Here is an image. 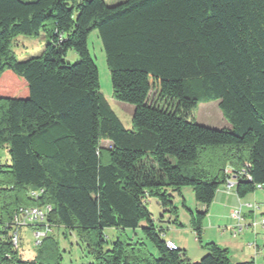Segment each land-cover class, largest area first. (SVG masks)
<instances>
[{"label":"trees","instance_id":"16d2710c","mask_svg":"<svg viewBox=\"0 0 264 264\" xmlns=\"http://www.w3.org/2000/svg\"><path fill=\"white\" fill-rule=\"evenodd\" d=\"M92 31L113 98L133 105L130 128L100 92ZM40 32L41 53L17 60L12 41ZM209 101L228 128L191 118ZM1 149L9 159L0 161V264H60L50 236L26 259L20 238L12 243L16 210L43 205L49 225L76 231L90 264H254L231 262L212 241L190 261L167 247L147 205L154 198L181 226L173 198L182 187L208 207L226 167L240 198L264 186V0H0ZM189 213L200 243L206 210ZM105 228L117 231L109 248ZM137 228L158 257L126 236Z\"/></svg>","mask_w":264,"mask_h":264},{"label":"rangeland","instance_id":"374dc122","mask_svg":"<svg viewBox=\"0 0 264 264\" xmlns=\"http://www.w3.org/2000/svg\"><path fill=\"white\" fill-rule=\"evenodd\" d=\"M119 1L122 0H104L107 5H112ZM45 44L46 38L43 36L42 32H40L38 36L32 37L19 35L12 41V50L17 60H24L39 55ZM87 46L98 70L100 92L103 94L106 101L118 116L124 127L130 128L133 105L119 102L113 98L110 74L106 66L105 54L96 31H92L88 35ZM76 60L77 56L75 52L73 50H68L65 55V61L74 63ZM191 118H193L194 121L200 125L215 129L229 127V123L222 116L217 106V101L199 103L197 108L191 113ZM102 145H107V142H102ZM8 159L7 150L1 149L0 161L2 163L7 162ZM181 190L183 191V196L182 194H175V200H173L174 205L177 207V220L181 226L173 224V216L168 213H163L162 208L154 198H149L147 206L155 224L164 229L163 238L174 237L182 241L184 244L191 246L193 245L192 243L194 241V237L192 239L191 235H189V211H195L193 206L195 201L190 187H182ZM168 217H171L169 221ZM62 232H64L62 229L58 231L55 226H51L50 232L48 233V236L58 241L62 254L60 264H90L92 262V255L89 254L83 240L76 234V231H67L66 235H63ZM103 233L107 239V245L105 247L109 248L110 244L116 238L117 231L113 228H105ZM125 233L126 236L130 237L133 241H143L146 244L148 251L154 257H158L154 247L144 239L140 228H137L134 231L127 229L125 230ZM18 235L20 238L18 249L20 256L23 259H26L34 255L37 246L34 245L35 238L32 229L30 227H20L18 229ZM204 243L205 242H201L202 245Z\"/></svg>","mask_w":264,"mask_h":264},{"label":"crops","instance_id":"0c3cea01","mask_svg":"<svg viewBox=\"0 0 264 264\" xmlns=\"http://www.w3.org/2000/svg\"><path fill=\"white\" fill-rule=\"evenodd\" d=\"M226 169L231 170L229 167ZM181 194L183 196L182 190ZM193 206L195 211L192 212L206 210L200 243L196 240L195 233L190 226L189 235L192 239L194 237L191 246L174 237L163 239L172 241L184 251L190 261H197L204 255L205 250L201 242L212 241L227 249L230 261L233 263L253 261L254 264H264V227L261 225V220L264 219V186L240 198L234 186L227 190L226 185L223 184L217 189L208 207L196 201ZM238 207L241 208L242 219L240 221L231 217V211ZM170 219L171 217H168V221ZM255 222L256 224L253 225Z\"/></svg>","mask_w":264,"mask_h":264},{"label":"built area","instance_id":"2783aa9c","mask_svg":"<svg viewBox=\"0 0 264 264\" xmlns=\"http://www.w3.org/2000/svg\"><path fill=\"white\" fill-rule=\"evenodd\" d=\"M247 166V164H245ZM226 172L230 173V177L227 179L226 185L227 190H229L232 186L235 187L237 180L235 174L231 173L227 169H225ZM241 173L245 174L244 170H241ZM248 179H250L249 175L246 176ZM233 178V179H231ZM262 185L257 184L255 185V189H260ZM32 196L36 195V192L30 193ZM51 210L50 205H43V206H21L19 207L16 212L13 214L12 217V226L14 227V232L12 236V243L13 245L17 246L18 244V229L20 227H30L31 226H37L40 225L41 227L34 229L31 228L34 233L35 242L34 245L38 246L40 245L43 238L48 236V233L50 232L49 223L47 222V213ZM231 217L236 219L237 221H240L242 219L241 216V208H235L231 211ZM253 223V225H255ZM261 225L264 227V219L261 220ZM241 227V226H239ZM43 229V230H42ZM166 245L170 249H175L176 245L170 241L166 240Z\"/></svg>","mask_w":264,"mask_h":264}]
</instances>
